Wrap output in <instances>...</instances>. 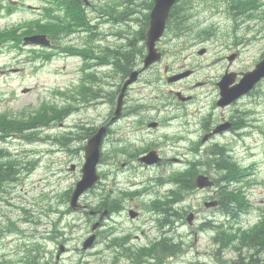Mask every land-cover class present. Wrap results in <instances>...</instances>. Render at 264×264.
I'll use <instances>...</instances> for the list:
<instances>
[{"label":"rangeland","instance_id":"1","mask_svg":"<svg viewBox=\"0 0 264 264\" xmlns=\"http://www.w3.org/2000/svg\"><path fill=\"white\" fill-rule=\"evenodd\" d=\"M9 1L17 2L16 0ZM117 1L118 4H126L127 6H140V0ZM204 1L205 0H187L191 5L203 9V12L199 14L200 18L206 16L209 17V9L205 7H212L209 4H205ZM215 1L219 2V12L211 18H208V21L209 23L212 21L216 22V24L219 23V31L221 35H216V41L204 45L209 48V54L204 57L203 55L196 57L197 47L191 46L193 41H187L190 46H187V48L181 51L180 54H174L176 55L174 58L176 66L184 62L191 63L196 58L203 59L202 63H208V71L204 70L202 65L199 66L198 77H205V75L209 76L210 74L213 75L214 73H221L223 71L228 64V61L224 56L230 52L229 49L223 48V43L232 42L234 36L240 39L244 38L248 44H241V55L239 58L237 57V60L232 61L231 68L233 70L240 72L252 67L264 51V0H260L261 2L259 6L252 11L251 16L249 17L250 19L241 20L244 25L235 32L233 29H230L232 25L230 28L227 25L226 21L228 17L225 12L226 7L231 6V9L235 10V7L245 8L247 3L240 0L235 3H233L232 0ZM46 3L47 0H35V2H33V0H25V4L21 6L24 8L22 12L12 11L11 13L13 15L9 17L8 21L6 18L0 19V23L7 21L6 24L0 25V30H9L16 24H20L23 29H33L34 25H24L25 20L30 23L36 21L38 25L45 24L42 26V30H49L57 27L55 22L48 21L49 18L46 15ZM29 5H35L36 9H32ZM14 8L17 7L14 6ZM4 14L7 13L4 12ZM118 15L119 16H116V18L119 20H124L126 18L125 12L118 13ZM233 23L235 25L236 21L233 20ZM222 30H228V33L222 34ZM56 33L57 32H54L53 35ZM77 36L76 40L81 38L80 33H78ZM68 40L72 42L75 41L74 37H69ZM18 41H21V39ZM183 43L184 42H182V44ZM77 46V44L69 46L68 52L73 55V58H70L67 55H57L52 60H46L43 63H40V66H35L37 65L35 62L23 64L21 62L22 58L13 54L5 56V58L0 57V63H2L0 65V115L1 113H4L2 117L11 118L12 114H16L20 116V119H22L23 122H25L21 125L23 132H3L0 130V135L4 137L3 140H0V147L7 148L9 152L12 151L17 153L20 161V165L17 166L16 182L14 185H10L9 183L5 185V189L1 193L3 200L0 203L1 231L12 228L11 223H14L15 226L20 228V232H13L8 236L0 234V240H7L9 243L25 242L26 244H33L31 238H37L39 239V242L37 243H39L42 250L39 251L38 249H34L33 253H42L40 258L41 261L49 264H51V262H54V264H73L76 263V261H86L87 264H111L109 261V254H107L108 257L105 256L104 253L96 256L86 255L83 257L84 255L82 251L77 249V243H80L81 236H84V234H87L89 230H91L90 225L92 224H84L86 221L84 211L87 210V208H83V202L79 203L80 206L73 212L74 215L84 218L83 221L72 216L70 212L63 214L61 217H59V214L57 213V211H62L68 207V204L61 201L63 196L61 193L63 190L71 188L74 181H76L78 171L77 169L71 170L70 168L73 163H81L82 160L77 158L76 155L82 156L83 152H79V148L82 146L81 142L70 143L69 148L71 151H67L66 147L59 142V139L55 138L64 135L66 132L65 129L69 130V127H73L77 122L81 123V121H89L90 119H93L94 126H96L104 117L103 109L99 106H95L96 104L90 108V104L87 101H75L79 88L82 85L81 81L83 74L81 73V68L84 66V68H87L86 70H88L90 68L87 64L92 63L91 60L82 58L84 53H81L80 51L82 50L79 48L80 46ZM215 58L219 59V63L211 68V63ZM4 59L8 61L9 66L5 65ZM87 60L90 62H87ZM83 62L85 63L83 64ZM33 66H35V68L31 70V67ZM15 67L18 69L15 70ZM144 84L145 83L137 84L136 89L144 90L146 86H144ZM199 90V88L195 89L196 92ZM260 100L261 103L259 104V107H251L254 111H259L258 114L253 116L257 121L252 122V124H258V126L250 128L251 133H254V136L251 139L245 140V142L250 141V143H248L250 146L259 145L256 147V150L254 148L249 150V152L254 153L251 155L245 147L238 148L239 151L243 152L242 156L246 163H259V167L261 168L259 172L255 173L247 180L248 184L246 185L247 191L249 192L247 194V200L254 207L252 212L247 216V219L252 223L259 219V215H261V213L259 214V211L264 209V155L257 151H262L264 147V81ZM199 104L200 103L193 105L192 109L198 107ZM52 107L54 109H52ZM61 109L62 111H59ZM20 111H22V113ZM66 111L71 112L68 113ZM183 115L188 116L190 115V112L185 111ZM126 119L121 118L120 120H117L112 127L115 130H120L122 127L131 126L134 120L130 116ZM162 120L165 122L163 128L154 130L152 135L144 134L140 137L144 139V145L154 139L157 146L164 149L168 155L171 156L176 153L172 142L178 135L189 133L192 127L190 123L200 119L180 118ZM9 122L11 125L15 123L14 120H10ZM15 133L17 136H15ZM62 142H65V140ZM29 160L32 163L31 166L28 164ZM25 165L29 166L28 170L25 168ZM112 177L115 178L116 176ZM115 179L119 180V183L124 185L133 182L139 184V186H143L141 183L143 181L147 182L148 180L147 177L138 178L133 176L131 172L123 173ZM108 186L113 187L111 184H108ZM129 195V204L135 205L136 200L133 199L134 196L131 195V193ZM87 199L90 198L88 197ZM136 209L140 211L136 223L140 225L146 223V215L139 209V207H136ZM25 217H28L29 220H25ZM115 221H119L117 225L118 227H122L124 218L119 216ZM74 223H78V225H75ZM52 224H54L56 228ZM57 231H59V233ZM57 234H59L58 238H60V241L64 238L68 240V249L71 248L72 250H68L65 255L63 253L60 258L56 259V237L54 236ZM153 234V230H151L150 232H147L146 236L138 235L137 239H133V243L139 246L148 245ZM85 238L86 237H84V240ZM113 240V242L111 241L112 244L117 245L120 243L119 239ZM160 247L164 250L165 254L177 251L172 248L168 249L167 246ZM3 250L4 252H2V254L12 252L13 258L21 257L26 252L21 244L18 246L17 250L13 251V248L9 245L5 246ZM134 250L136 252L135 247ZM100 258L103 260H100ZM188 258L191 257L186 248L183 254L179 255L178 258L169 257L164 264H184L185 261H188L186 260ZM126 262L122 261L121 264H129Z\"/></svg>","mask_w":264,"mask_h":264},{"label":"flooded vegetation","instance_id":"2","mask_svg":"<svg viewBox=\"0 0 264 264\" xmlns=\"http://www.w3.org/2000/svg\"><path fill=\"white\" fill-rule=\"evenodd\" d=\"M158 50L160 51L162 58H163V52L165 50V45L159 43L158 44ZM162 58H161V60H162ZM161 60L159 62H161ZM150 67H148V68H150ZM148 68L140 74V80L142 81V83H148V84L153 83L154 82L153 76L155 75L160 80H163V76H164L163 81L165 83L169 84V78H168L167 74L170 70H168V63L167 62H165L163 66H158V67L153 66L149 70H148ZM228 68H229V66H227L224 69V71ZM147 70H148V72H147L148 77H146L144 75ZM195 72L196 71H192V73H190L187 77H185L182 81H180L181 82L180 89L183 92V94H181L183 96H180L181 101L176 100L174 97H169L168 102L165 101V104H167V109L171 113H174L176 111L186 110V108H188L187 105H191L198 100V99H195V96L198 95V92H195L193 90V88H194V86L199 85V86H206V89L202 93V96H203V99H205L209 104V107H205L202 105L197 110H195V113L198 112V116H196L195 119H203L201 122H199L201 129H209L212 126L214 119H234V116L237 113L239 114V117H240L238 119H241L242 116L240 115L239 112H237L235 110H232V111L230 110L231 105H227V106H224L222 108L217 105L218 93H219L217 81H218L219 75L214 76V78H212L211 84H210V87H211V90H210L208 88V86L205 84L207 82L206 80H198L196 84L191 83L192 81L190 80V78L195 74ZM143 75H144V77H143ZM169 85L172 86L173 84H169ZM121 86L122 85L119 86V89L121 88ZM171 92L175 93V91L173 89H171L170 91L167 92V95L172 96ZM230 111H231V113H230ZM173 119H180V118L177 117L176 115H174ZM174 160L175 161L181 160V158L178 157L177 155H175ZM195 172H197V171L191 169L189 171L184 172V174H182V175H177L176 179H175L176 183H174V188L180 189V188H185L187 186H191L193 188L194 180H195V176H196ZM181 176L183 177L182 179H181ZM215 184H216V187L213 191V194H218V179L217 178L215 179ZM193 192H198V193L202 192L201 194L194 195L192 197L193 200L198 199L200 195L205 196V197L209 196L205 193L204 190H194ZM172 193H174V191H172ZM175 196L177 198H180L181 194H179V195L175 194ZM198 201H200V200H198ZM215 201L217 202V200H215ZM178 208H180V207H178ZM111 219H112V217L109 215L108 217H106L103 220L109 221Z\"/></svg>","mask_w":264,"mask_h":264},{"label":"water","instance_id":"3","mask_svg":"<svg viewBox=\"0 0 264 264\" xmlns=\"http://www.w3.org/2000/svg\"><path fill=\"white\" fill-rule=\"evenodd\" d=\"M175 0H155V5L153 7L150 19V27L147 32V44L149 48L154 44L155 40H157L162 32L163 22L169 7ZM203 50L200 51V53ZM150 54L145 58V64L150 63L153 58ZM183 73L181 76H184ZM264 75V58L261 62L256 65V68L248 73H245L244 77L241 79L240 83L234 87L229 88L228 84L233 80L231 75L223 76V79L219 82L221 87V94H222V103H226L230 100H233L240 94L248 91L253 84ZM180 76V77H181ZM179 77H174L177 79ZM130 82V80L128 81ZM120 104V102H119ZM103 133V129H101L93 138L89 140V144L86 147V154L85 158L86 161L84 163L83 168V178L77 183V187L72 194V206L75 205V201L77 196L84 191L86 188L90 187L93 182L96 180V175L94 173V165L97 160V146L101 135ZM199 186H203L208 184L206 181V177L201 176L198 178L197 181ZM89 242L87 241L84 247L88 246Z\"/></svg>","mask_w":264,"mask_h":264},{"label":"trees","instance_id":"4","mask_svg":"<svg viewBox=\"0 0 264 264\" xmlns=\"http://www.w3.org/2000/svg\"><path fill=\"white\" fill-rule=\"evenodd\" d=\"M203 34L207 33V29L203 28L202 30ZM120 51V50H119ZM114 56V54H113ZM115 58H118V56H114ZM129 62L132 59H128ZM10 120H14L15 123L13 125L10 124ZM25 122L22 121V119L19 118H4L1 116L0 118V130L3 132H23L22 124ZM87 131L86 130H78L76 133H74L75 137L78 135L86 136ZM65 137V136H64ZM0 138H2V135H0ZM67 140H82V139H73L71 137H66ZM220 162H223L221 155H219ZM19 160L14 159L9 152L6 150L0 149V198H2L1 192L4 191L5 185L8 183H13L16 179V173H17V166H19ZM30 163V162H29ZM17 164V165H16ZM16 168V169H15ZM26 169L29 168L25 167ZM14 170V171H13ZM14 172V173H13ZM16 172V173H15ZM15 178V179H14ZM12 179V180H11ZM69 191L65 194L66 200L69 198ZM223 198L224 205L228 206L227 209L234 210L237 214H239L242 211H245L247 209V203L245 202L244 196L239 193H226L225 195L221 194ZM252 238L256 243H264V222L257 228H255L251 234L248 236V238ZM27 259L30 258V254L26 256Z\"/></svg>","mask_w":264,"mask_h":264},{"label":"bare ground","instance_id":"5","mask_svg":"<svg viewBox=\"0 0 264 264\" xmlns=\"http://www.w3.org/2000/svg\"><path fill=\"white\" fill-rule=\"evenodd\" d=\"M197 3V2H196ZM198 6V5H197ZM116 15V14H115ZM120 15V14H119ZM118 15V13H117V15L116 16H119ZM24 25H30V22H28L27 20H25L24 21ZM26 30L27 31H29V32H31L32 34H34V35H36L35 34V32L31 29V28H26ZM57 34V33H56ZM46 35H50L49 33H46ZM75 45V44H74ZM73 45V46H74ZM76 47V46H75ZM74 47V48H75ZM78 47V46H77ZM80 48V47H79ZM87 48V47H86ZM70 49H72V48H70ZM77 50H78V48H77ZM76 52V51H75ZM69 53V52H68ZM82 55V54H81ZM117 57V56H116ZM83 58V57H82ZM89 60H87V62H88ZM90 62V61H89ZM82 63V62H81ZM85 62H83V64H84ZM87 64V63H86ZM87 65H90V63H88ZM83 66V65H82ZM81 66V67H82ZM84 67V66H83ZM154 67H158V66H154ZM80 68V67H79ZM82 69V68H81ZM87 69V68H86ZM149 69V68H148ZM74 70V69H73ZM158 71V70H157ZM160 71V70H159ZM148 72V71H147ZM152 73V72H151ZM148 74V73H147ZM158 75V74H157ZM143 77H144V75H143ZM150 78V77H149ZM152 78V77H151ZM153 80V79H152ZM144 81V80H143ZM81 102V101H80ZM75 103V102H74ZM77 103V102H76ZM41 104V103H40ZM66 104H67V102H66ZM68 105V104H67ZM72 105V104H71ZM84 105V104H83ZM78 106V105H77ZM73 107V106H72ZM71 107V108H72ZM75 107H76V105H75ZM230 107V106H229ZM43 108V107H42ZM65 108H67V107H65ZM69 108V107H68ZM24 109V108H23ZM44 109V108H43ZM50 109V108H49ZM52 109H54L53 107H52ZM73 109V108H72ZM231 109V108H230ZM64 110V109H63ZM36 111V110H35ZM42 111V110H41ZM58 111V110H57ZM59 111H62V109L61 110H59ZM72 111H75V110H72ZM21 113H22V111H20ZM20 112H18V113H20ZM52 112V111H51ZM66 112H68V111H66ZM71 111H69L68 113H70ZM37 113V112H36ZM194 113V112H193ZM201 113V112H200ZM230 113H231V111H230ZM229 113V114H230ZM236 113V112H235ZM59 114V113H58ZM234 114V113H233ZM232 114V115H233ZM6 115V114H5ZM10 115V114H9ZM16 115V114H15ZM20 115V114H19ZM22 115V114H21ZM26 115V114H25ZM33 115V114H32ZM228 115V114H227ZM241 115V114H240ZM6 116H8V115H6ZM40 116V115H39ZM42 116V115H41ZM65 116H66V114H65ZM65 116H62V117H65ZM229 116V115H228ZM9 117V116H8ZM56 117V116H55ZM61 117V118H62ZM44 118H45V116H44ZM54 118V117H53ZM57 118V117H56ZM81 118V117H80ZM240 118V117H239ZM242 118V117H241ZM29 119V118H28ZM42 119V118H41ZM50 119V118H49ZM52 119V118H51ZM48 121V120H47ZM49 121H51V120H49ZM10 136V135H9ZM3 137V136H2ZM7 138V137H6ZM72 148V147H71ZM76 150V149H75ZM77 152V151H76ZM61 161H63V160H61ZM61 163V162H60ZM17 165V164H16ZM59 166H61V165H59ZM58 166V167H59ZM16 169V168H15ZM19 169V168H18ZM21 169H22V167H21ZM14 171V170H13ZM20 171V170H19ZM14 173V172H13ZM16 173V172H15ZM19 177V176H18ZM118 176L116 175V177L115 178H117ZM16 178V177H15ZM14 178V179H15ZM12 180V179H11ZM15 181V180H14ZM64 185V184H63ZM66 196V195H65ZM59 197V196H58ZM49 199V198H48ZM51 199V198H50ZM54 199V198H53ZM82 199V198H81ZM46 200V199H45ZM51 202V201H50ZM47 205H48V203H47ZM48 207H51V206H48ZM57 220H59V219H57ZM108 220V219H107ZM56 222H58V221H56ZM119 222V221H118ZM61 223V222H60ZM62 224V223H61ZM53 226H55L54 224H52ZM79 225H81V224H79ZM87 226V225H86ZM91 226V225H90ZM61 228V227H60ZM65 228V227H64ZM69 228V227H68ZM89 228V227H88ZM85 229V228H84ZM66 230V229H65ZM63 231V230H62ZM61 232V231H60ZM82 232V231H81ZM64 233V232H63ZM80 233V232H79ZM71 234V233H70ZM62 235V234H61ZM64 235V234H63ZM85 235V234H84ZM78 236V235H77ZM72 237V236H71ZM79 237H80V235H79ZM62 238V237H61ZM140 238V237H139ZM148 238V237H147ZM65 239V238H64ZM78 239H80V238H78ZM77 239V240H78ZM117 240V239H116ZM76 241V240H75ZM114 241V240H113ZM112 241V242H113ZM120 241V240H119ZM136 241V240H135ZM151 241V240H150ZM117 242V241H116ZM72 243V242H71ZM118 243V242H117ZM73 244V243H72ZM119 244V243H118ZM117 244V245H118ZM139 244V243H138ZM149 244V243H148ZM113 245H115V244H113ZM73 247V246H72ZM71 249V248H70ZM72 250V249H71ZM175 253V252H174ZM81 254V253H80ZM169 254V253H168ZM101 256V255H100ZM103 256V255H102ZM88 257V256H87ZM108 257V256H107ZM82 258V257H81ZM92 258V257H91ZM98 258H99V256H98ZM175 258V257H174ZM93 259H94V257H93ZM98 260V259H97ZM178 262V261H177ZM180 262V261H179ZM127 263V262H126Z\"/></svg>","mask_w":264,"mask_h":264}]
</instances>
